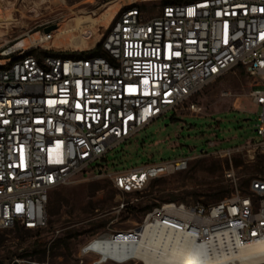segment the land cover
Listing matches in <instances>:
<instances>
[{
    "label": "built area",
    "instance_id": "1",
    "mask_svg": "<svg viewBox=\"0 0 264 264\" xmlns=\"http://www.w3.org/2000/svg\"><path fill=\"white\" fill-rule=\"evenodd\" d=\"M262 9L264 0H160L158 13L147 17L142 4L130 3L102 34L101 53L90 57L54 47L53 30L0 41V230L46 227L51 191L76 180L106 177L120 192L134 193L151 179L186 170L193 156L116 172L97 162L168 111L186 105L201 112L194 97L234 68L254 80L261 141L249 144L264 154ZM225 175L236 179L233 169ZM150 228L176 238V246L202 247L206 261L235 264L240 250L264 241V178L213 204H161L127 231L138 239ZM96 255L92 264L115 262Z\"/></svg>",
    "mask_w": 264,
    "mask_h": 264
},
{
    "label": "rangeland",
    "instance_id": "2",
    "mask_svg": "<svg viewBox=\"0 0 264 264\" xmlns=\"http://www.w3.org/2000/svg\"><path fill=\"white\" fill-rule=\"evenodd\" d=\"M61 1L0 0V10L15 18L9 27L0 28V41L48 26H55L53 31L56 32L75 24L76 19L87 24L91 18H102L113 0ZM117 1L116 12L134 2L142 4L147 17L159 11L160 0ZM108 25L101 20L96 25L101 33L99 40L92 37L90 47L77 49L76 54L84 51L79 56L90 57L101 53L95 46L100 45ZM80 33L75 31L76 35ZM34 36L31 34L26 41L30 42ZM52 45L63 48L66 40L61 36L52 41ZM253 82L244 69L229 70L194 97L193 101L202 107L201 112L189 111L186 105L177 113L168 111L109 151L105 160L97 162L107 172H116L193 156L186 170L151 179L134 193L120 192L106 177L76 180L53 189L47 204L46 227L0 230V264L18 261L25 264H92L98 256L83 253L90 240L104 233L134 228L156 206L168 202L209 205L238 191L248 192L253 179L264 178V154L254 152L249 144L261 141L256 124L262 107L252 101ZM260 89H264V85ZM101 169L97 167L96 172ZM229 169L234 170L235 180L226 177ZM121 203L128 207L117 212L115 209ZM105 264L142 263L132 260Z\"/></svg>",
    "mask_w": 264,
    "mask_h": 264
},
{
    "label": "bare ground",
    "instance_id": "3",
    "mask_svg": "<svg viewBox=\"0 0 264 264\" xmlns=\"http://www.w3.org/2000/svg\"><path fill=\"white\" fill-rule=\"evenodd\" d=\"M129 1L131 2V0ZM110 3L107 5V11L102 18H91L87 24H83L82 20L76 19L75 24L68 25V27L65 25L66 28L54 31L55 39H59L61 36L65 38L66 46L63 48L80 49L90 47L92 37L96 36L98 41L101 36L96 25L101 20L109 24L117 14L115 6H117L118 1L113 0ZM14 21L15 18L11 14L0 10V28L9 27ZM77 30L81 32L80 35L75 34ZM77 39L78 41H76ZM24 43L26 44V41ZM117 233L122 235L115 241V234ZM133 233L137 234V231H133ZM128 234H130V231H119L107 237H101L84 250L94 249L95 253L99 255V261L110 258L118 263L135 260L140 261L142 264H226L224 261H206L203 257V248L194 243L184 244L182 247L176 246V238L155 228L147 229L138 239H133L132 237L135 236ZM245 259H249V261L245 262ZM235 264H264V241L254 243L240 250L235 256Z\"/></svg>",
    "mask_w": 264,
    "mask_h": 264
},
{
    "label": "water",
    "instance_id": "4",
    "mask_svg": "<svg viewBox=\"0 0 264 264\" xmlns=\"http://www.w3.org/2000/svg\"><path fill=\"white\" fill-rule=\"evenodd\" d=\"M53 29H55V26H48L45 28L46 32L52 31ZM13 264H20L19 262H14Z\"/></svg>",
    "mask_w": 264,
    "mask_h": 264
},
{
    "label": "trees",
    "instance_id": "5",
    "mask_svg": "<svg viewBox=\"0 0 264 264\" xmlns=\"http://www.w3.org/2000/svg\"><path fill=\"white\" fill-rule=\"evenodd\" d=\"M97 49H101V47H100V45H98L97 47H96V50ZM18 228H22V229H25V228H23V227H20V226H17ZM29 230V229H28Z\"/></svg>",
    "mask_w": 264,
    "mask_h": 264
},
{
    "label": "snow or ice",
    "instance_id": "6",
    "mask_svg": "<svg viewBox=\"0 0 264 264\" xmlns=\"http://www.w3.org/2000/svg\"><path fill=\"white\" fill-rule=\"evenodd\" d=\"M262 11H264V9H262ZM176 55H179V53H176ZM131 90H133V91H134V89H131Z\"/></svg>",
    "mask_w": 264,
    "mask_h": 264
},
{
    "label": "crops",
    "instance_id": "7",
    "mask_svg": "<svg viewBox=\"0 0 264 264\" xmlns=\"http://www.w3.org/2000/svg\"><path fill=\"white\" fill-rule=\"evenodd\" d=\"M135 3H137V2H135Z\"/></svg>",
    "mask_w": 264,
    "mask_h": 264
}]
</instances>
